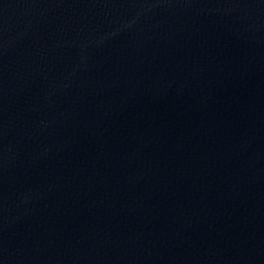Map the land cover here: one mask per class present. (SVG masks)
I'll return each instance as SVG.
<instances>
[{"label": "water", "instance_id": "obj_1", "mask_svg": "<svg viewBox=\"0 0 264 264\" xmlns=\"http://www.w3.org/2000/svg\"><path fill=\"white\" fill-rule=\"evenodd\" d=\"M0 264H264V0H0Z\"/></svg>", "mask_w": 264, "mask_h": 264}]
</instances>
